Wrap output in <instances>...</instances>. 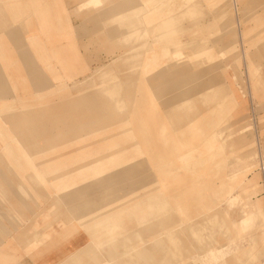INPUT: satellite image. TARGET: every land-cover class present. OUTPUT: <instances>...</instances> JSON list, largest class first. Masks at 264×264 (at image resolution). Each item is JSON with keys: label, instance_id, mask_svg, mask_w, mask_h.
I'll return each instance as SVG.
<instances>
[{"label": "rangeland", "instance_id": "374dc122", "mask_svg": "<svg viewBox=\"0 0 264 264\" xmlns=\"http://www.w3.org/2000/svg\"><path fill=\"white\" fill-rule=\"evenodd\" d=\"M78 1L0 0V187L7 192L0 190V264H44L48 255L60 261L65 243L81 240L89 244L62 264H264V249L251 248L247 237L240 247L250 252L236 259L231 217L241 203L228 207L214 192L246 165L243 191L254 206L259 199L264 206L262 181L253 175L262 139L249 112L252 101L263 133L262 71L255 67L264 62V0H236V11L230 0H156L158 8L166 6L160 16L169 18L165 39L190 42L197 35L211 51L209 59H193L180 42L177 56L190 69L158 88L152 62L172 51L165 45L164 58L157 55L152 36L161 30L149 31L150 45L138 57L130 48L145 39L118 42L116 27L102 15L110 3L89 11ZM148 11L145 22L163 25L154 7ZM115 55L122 58L114 80L119 99L103 95L104 84L83 81ZM138 79L145 85L136 88ZM111 101L116 106L106 112L97 108ZM187 105L188 117L178 122ZM171 110L177 114L169 119ZM222 121L233 129L215 139ZM259 147L264 155V143ZM75 212L86 225L72 218ZM262 218L259 211L256 219ZM249 233L258 240L259 231ZM176 246L185 249L175 254Z\"/></svg>", "mask_w": 264, "mask_h": 264}, {"label": "bare ground", "instance_id": "6f19581e", "mask_svg": "<svg viewBox=\"0 0 264 264\" xmlns=\"http://www.w3.org/2000/svg\"><path fill=\"white\" fill-rule=\"evenodd\" d=\"M44 1V0H43ZM54 1V0H52ZM81 1V0H80ZM80 1H78L79 3L77 4H80ZM102 1H104L105 3L107 2H110L111 0H85L83 3H81L79 5V8H83V9H92V8H95L96 11H101L99 9V5L102 3ZM217 1V0H216ZM33 2V1H32ZM41 2V1H40ZM39 2V3H40ZM46 2V1H45ZM74 2H76V0H74ZM138 2V3H137ZM160 2V1H159ZM158 2V3H159ZM231 2V1H230ZM164 3V2H163ZM166 3V2H165ZM35 5V3H33ZM44 4H47V3H44ZM76 4V5H77ZM161 4V3H160ZM167 4V3H166ZM229 4V3H228ZM232 6H233V3L231 2L230 3ZM159 5V4H158ZM158 5H157V1L156 0H119V3H112L111 4V8L107 9L105 12L102 13L104 19L107 21V20H110V23L114 25V27H116V34L118 37V42L121 44H128L130 41H134V36L136 39L139 40L140 39H145L143 40V42L141 43H138V45H134L130 48V52L129 53H134L138 50V52H136L137 56L139 57V52H144L148 49L149 47V41H148V38H150V34L152 33H149V31H153L154 33V30H161L165 25L166 23L169 22V18L168 17H165L167 16V14L162 18L160 16V13L165 11L164 10V7H159L158 8ZM164 5V4H163ZM55 6V5H54ZM65 6V5H64ZM78 6V5H77ZM217 7H221V5H219V3H217L216 5ZM39 6L36 5V8H38ZM45 7H48V4L45 6ZM149 7H154L155 9V12L154 14H158L157 16L161 19V20H164V23L163 25H160L159 24V21H156L154 20V23H156L155 25H151L147 22H145L146 20H150V16L152 15V12L148 11L146 12V10L149 9ZM42 8V7H41ZM48 8H46L48 10ZM45 9V8H44ZM43 9V10H44ZM45 9V10H46ZM46 10V11H47ZM219 10V9H218ZM217 10V11H218ZM224 10V9H223ZM45 11V12H46ZM44 12V11H42ZM41 12V13H42ZM48 13H49V10L47 13H45L48 16ZM91 13V12H90ZM169 13V12H168ZM51 14V13H50ZM153 14V15H154ZM44 15V14H43ZM44 15V16H46ZM144 16V17H143ZM47 17H44L42 19H44L45 21V18ZM47 20V19H46ZM65 22H64V25L68 23L69 21V17L67 16L65 18ZM43 21V20H42ZM51 22V21H50ZM46 24H49V22H46ZM169 24V23H168ZM71 25V24H70ZM159 25V26H158ZM67 27V26H66ZM65 28V27H64ZM167 29V28H166ZM176 29V28H175ZM68 30V29H67ZM169 31V30H168ZM157 35H154V37L152 36L153 38V43L155 45H157V49H158V52H157V55L159 54V57L161 58H164V55L161 56V54L164 52L161 53V49L160 47L162 46H169L171 48V54L169 55L168 59L163 61V60H156V61H153L152 62V68H156V65L157 66V70H155V73H156V77H155V83L153 84L154 86H156V88L164 85L167 83V81L169 80V78H172L173 75L174 76H179V75H183L184 73H186L190 67L189 65L191 64V62L189 61H185V62H180L179 61V56H177L179 53H181L180 51L185 47L183 45V43L186 45L185 48H190L191 50V58H195L197 56L199 57H206V59L208 58H211L209 55L211 53V51L209 50V47H205L206 45V42L203 41V40H199L197 35L196 36H193L195 41L198 42L197 45L194 43L195 41H193L194 39H192L190 42L189 41H181V40H172L170 39H165L166 37H164L163 34H166L165 32H167V30L163 31L161 30L160 32L157 31ZM175 32V30H174ZM181 32V31H180ZM179 32V33H180ZM156 33V32H155ZM178 33V32H177ZM175 33V34H177ZM196 33H194L195 35ZM237 34V32H236ZM163 35V36H162ZM173 35V34H171ZM137 36V37H136ZM168 36V35H167ZM172 37V36H171ZM133 38V39H132ZM151 38V39H152ZM180 42H182V49H178L180 48ZM194 43V46L196 48H192L193 46L190 47V45ZM173 44V46L171 47V45ZM177 46V47H176ZM176 47V48H174ZM118 48V45L117 46H113V48L109 51V52H113V50L117 49ZM166 48V47H165ZM173 48V49H172ZM164 49V47L162 48ZM176 49V50H175ZM167 50V49H166ZM150 51V50H149ZM183 53V52H182ZM124 54V53H123ZM148 55V54H146ZM239 55L240 56H244V53H243V50H241L239 52ZM136 56V55H135ZM166 56V55H165ZM188 56V55H187ZM121 56H118V55H115L112 59H111V62L109 64H104V65H101V66H98L96 68L93 69L92 73L90 75H88L85 80L83 81H86V80H89L90 78H92V83H94L95 85H99L101 86V84H104V89L102 90V94L103 95H108L109 97L113 98V97H116V99H119L120 98V95L122 94V90L118 87V86H115V71L118 69V67L120 66V61L122 60V58H120ZM134 55L132 54V56H128L126 58H132L133 59ZM137 57V58H138ZM149 57V56H148ZM125 58V59H126ZM135 58V57H134ZM152 58V57H151ZM154 58V57H153ZM159 58V59H160ZM174 62V64L171 65L170 62ZM176 61V62H175ZM144 62V61H143ZM145 63V62H144ZM133 64V63H132ZM143 64V63H142ZM149 65V63H147ZM144 65V64H143ZM131 67V65H130ZM136 67V66H135ZM140 67V66H139ZM147 67V66H146ZM144 67V68H146ZM143 68V67H142ZM137 69V68H136ZM131 70V69H130ZM244 70H245V73L248 74V71L250 74H253V71H252V66L249 67V70L248 68L246 69V66L244 67ZM144 71V70H143ZM142 71V73H143ZM135 72V71H134ZM141 73V72H140ZM145 73V71H144ZM110 79L111 81L109 82H106L105 79ZM145 84L143 82H140V80L138 79L137 80V85H136V88L138 87H142L144 86ZM102 86V87H103ZM228 85L225 86V88L227 89H230V94H231V88L227 87ZM223 92V91H222ZM227 92V91H226ZM218 94V93H217ZM203 95V94H202ZM209 95V94H208ZM232 96V99H233V95ZM201 97V96H200ZM197 98V97H196ZM195 98V99H196ZM192 100V99H190ZM189 100V101H190ZM194 100V99H193ZM201 100V98H200ZM220 100V99H219ZM218 100V101H219ZM115 101V99H114ZM114 101H111L108 103H105L103 105H99L97 106V108H99V111L101 112H106L104 110H106L107 108H113L116 106V102ZM196 101V100H195ZM211 101V100H210ZM194 102V101H193ZM203 102V101H202ZM217 102V101H216ZM180 103V102H179ZM183 103V101H182ZM191 103V101H190ZM190 103L188 102V104L190 105ZM196 104V103H195ZM210 104V103H209ZM180 105V104H179ZM182 105V104H181ZM186 105V104H184ZM186 107L185 110H181L179 113V115H177L179 118H178V122L182 121V120H185L188 116V114L190 113V111L188 112L187 111V108L188 106ZM202 105V103H201ZM208 104H206V107H207ZM211 105V104H210ZM209 105V106H210ZM176 106V105H175ZM192 106V105H191ZM196 106V105H195ZM194 106V107H195ZM200 106V105H199ZM205 106V105H204ZM184 107V106H183ZM182 107V108H183ZM193 107V106H192ZM181 108V107H180ZM179 108V109H180ZM197 108V107H196ZM177 108V111L179 110ZM173 110L176 111V109L174 108ZM191 110V108L189 109ZM197 112V110H196ZM174 113V114H173ZM198 113V112H197ZM177 114V112H174V111H170L169 112V119L172 117V116H175ZM129 120H127V123L129 124ZM191 124H195V120L194 119H191L190 120ZM135 129V127H134ZM232 130V127H225V126H222L220 129L218 130H215L213 131L212 133V137H214L215 139H224L225 137L229 136V133L231 132ZM159 136L162 135L163 137H165V125L164 124H161L159 126ZM193 136H191L190 138H192ZM183 138V137H182ZM182 138H179L180 140ZM184 139V138H183ZM191 140V139H190ZM164 141V140H163ZM178 141V139H177ZM186 141H189V140H186ZM163 144V143H162ZM185 144L181 141V143L175 145L174 147V150L173 152L174 153H178L180 151V149L184 146ZM31 146H34L33 144H31ZM186 147V146H185ZM184 147V148H185ZM228 147V144L227 143H221L220 144V148L219 150L221 152H223L226 148ZM30 154V157L32 156L31 153ZM26 166V165H25ZM29 168V167H28ZM30 170H31V167H30ZM249 172V168L244 165L241 169L235 171V172H232L230 175H229V178L234 180V183H232L231 185H227L225 183H220L215 189H214V192L215 194L218 195L219 198H222L224 199L223 203L228 205V207L234 205L235 202L237 201H240V207H239V215H236V216H232L231 218L234 219V220H239L240 221V225H239V230L241 232V234L243 233H247L249 228L251 227L252 223H253V220L257 218V215L260 211V209L263 207L262 205V199H259L257 201V207L254 206L250 201H251V198L248 197L244 191H243V185L245 183V179L246 178V173ZM33 173V172H32ZM259 174V173H258ZM258 174H253L254 177H259ZM2 177V176H1ZM35 175L32 176V177H29V179L32 181L35 180ZM35 182V181H34ZM39 184V183H38ZM160 186L163 185V182H161L159 184ZM19 188L20 190H25V188H23L20 184H19ZM236 189H240L241 193L240 194H237L236 192ZM24 193H26V191H23ZM27 195V194H26ZM225 197V198H224ZM173 220V219H172ZM222 226V225H221ZM259 231V238L258 240L256 241L253 236L250 240V243L249 245H253L251 248H255L256 249V246L258 247V249H264V227H262L261 229L258 230ZM172 241H176V239H171ZM177 247V246H176ZM183 248L182 246H179V248H177L178 252L181 253V251H183ZM254 249V250H255ZM250 252V249H245L243 251V253H245L246 255ZM258 252V251H257ZM197 263V262H196ZM248 264V263H247Z\"/></svg>", "mask_w": 264, "mask_h": 264}, {"label": "crops", "instance_id": "0c3cea01", "mask_svg": "<svg viewBox=\"0 0 264 264\" xmlns=\"http://www.w3.org/2000/svg\"><path fill=\"white\" fill-rule=\"evenodd\" d=\"M85 1V0H83ZM232 3H233V8H234V11H236L237 9V6H236V0H230ZM119 3V0H111L110 2H107V3ZM138 3V2H137ZM158 15V14H157ZM154 16V17H158V16ZM144 17V16H143ZM153 24L155 25L156 23H154L153 21ZM78 27V26H77ZM256 69H258L257 73L259 74L260 71L261 72V75H259L260 77V80H261V83H260V91L258 93H261L262 96H264V62H259L258 66L255 67ZM248 78V77H247ZM248 83L250 84V81L248 80ZM254 94L253 92V89L250 90V94ZM256 93V92H255ZM254 96H259L258 94L254 95ZM250 100H252V98H250ZM229 108V107H228ZM249 112H250V115L251 117L253 116V121H254V126H255V133H257V136L258 138L260 137L262 140H264V132L261 133V130L259 128V122L257 120L258 118V112L256 110V106L253 105L252 101H250V108H249ZM226 122L225 121H222V125H219L216 129H214L213 131L215 130H218L220 129L222 126H225ZM228 127V126H226ZM231 127V126H230ZM233 129V128H232ZM258 149V148H257ZM258 157H259V150L257 151V163H258ZM258 174L260 177L258 179H260L262 181V185L258 184V186H256L257 189H259V187L261 186L262 189H264V179H263V175L261 173L260 170H258ZM27 176V180L31 181L29 179V177H32V176H29L28 174H26ZM1 177V176H0ZM258 179H257V182H258ZM32 182V181H31ZM234 183V181L232 182ZM259 183V182H258ZM260 185V186H259ZM0 186H1V183H0ZM0 190L3 194H7V192L5 190H3L1 187H0ZM262 211V219H254L253 220V223L251 225V227L249 228L251 231H258L259 229H261L262 227H264V206L260 209V212ZM178 213L179 214H182L184 213L183 210H181L180 208L178 209ZM8 214L4 215L3 217H7ZM84 216H80L79 213L75 212L74 213V217L72 218H75L77 221H80L81 224H84L86 225L87 221L85 220V218H83ZM166 217H163L161 218L162 221L165 220ZM70 220V219H69ZM172 220V219H171ZM231 222H232V226L234 228V231H235V237L234 238H230V242L231 243H234V246H233V254H237V253H240V255L236 256V259L237 258H240L242 256H245L246 254L243 253V251L245 249H242L240 247V241H244L247 237V240L246 241H250L251 238H252V235L251 233H249V230L247 233H243L241 234L240 230H239V225H240V221L239 220H234L231 218ZM219 227H222L221 224L219 225ZM255 229V230H254ZM4 233V231L2 230V232H0V235ZM62 244V243H61ZM60 244V245H61ZM89 243H87L86 240L84 241H80V242H77L76 244L73 245V243H65V245L63 246L64 248V256H63V259H61L60 261H56L55 257L51 256V255H48L49 257L46 258L44 264H62L63 260L69 258V257H72L74 256L75 258H77V254L79 253L78 251L83 247H86ZM60 245H58L56 248L52 249L50 252H52L53 250H56V249H61V248H58L60 247ZM124 248L126 247L125 245L123 246ZM175 247V246H174ZM130 250H134L133 248H131ZM212 250H210L211 252ZM78 252V253H77ZM126 252V251H125ZM173 252L175 254H178V250H177V247L173 249ZM80 255V254H79ZM179 256V255H178ZM109 264H114L113 262H109Z\"/></svg>", "mask_w": 264, "mask_h": 264}, {"label": "built area", "instance_id": "2783aa9c", "mask_svg": "<svg viewBox=\"0 0 264 264\" xmlns=\"http://www.w3.org/2000/svg\"><path fill=\"white\" fill-rule=\"evenodd\" d=\"M252 122L254 123L253 121V116H252ZM256 136H257V133H256ZM257 140H258V136H257ZM259 141V140H258ZM264 143V140H262L261 143L258 144V150H259V157H258V163H257V166H258V170L261 171L262 175H263V179H264V155H262L261 153V146L259 147L260 144H263Z\"/></svg>", "mask_w": 264, "mask_h": 264}]
</instances>
